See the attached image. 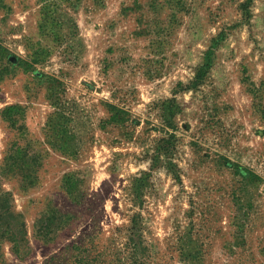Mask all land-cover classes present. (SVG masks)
Returning <instances> with one entry per match:
<instances>
[{
  "label": "rangeland",
  "instance_id": "rangeland-1",
  "mask_svg": "<svg viewBox=\"0 0 264 264\" xmlns=\"http://www.w3.org/2000/svg\"><path fill=\"white\" fill-rule=\"evenodd\" d=\"M0 264H264V0H0Z\"/></svg>",
  "mask_w": 264,
  "mask_h": 264
}]
</instances>
